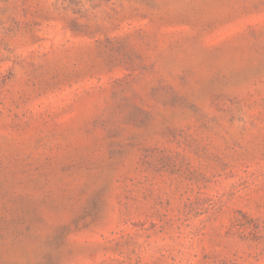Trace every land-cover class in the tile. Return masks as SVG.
Listing matches in <instances>:
<instances>
[{"label":"rangeland","instance_id":"374dc122","mask_svg":"<svg viewBox=\"0 0 264 264\" xmlns=\"http://www.w3.org/2000/svg\"><path fill=\"white\" fill-rule=\"evenodd\" d=\"M0 264H264V0H0Z\"/></svg>","mask_w":264,"mask_h":264}]
</instances>
